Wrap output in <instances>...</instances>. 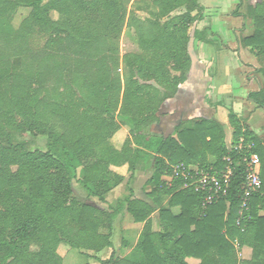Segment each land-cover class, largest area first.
I'll list each match as a JSON object with an SVG mask.
<instances>
[{"label": "trees", "instance_id": "obj_1", "mask_svg": "<svg viewBox=\"0 0 264 264\" xmlns=\"http://www.w3.org/2000/svg\"><path fill=\"white\" fill-rule=\"evenodd\" d=\"M252 1L237 0L235 14L253 22L242 45L258 58L261 82L248 98L264 110V0ZM19 8L29 13L14 28ZM203 11L199 0H0V264H63L61 244L98 264H264V146L229 113L234 145L240 137L252 142L260 162V189L240 214V156L227 149L219 123L192 118L200 98L186 93L197 71L188 43ZM124 28L140 52L124 55L121 68ZM205 36L195 29V55ZM124 126L128 135L116 148L112 138ZM210 156L217 169L225 157L236 164L226 198L204 210L192 188L164 186L173 166L209 169ZM122 166L126 176L111 170ZM139 169L150 171L146 199L129 188ZM118 186L129 194L109 205ZM123 211L144 224L135 247L143 263L114 250L96 257L112 248ZM242 247L252 250L248 262L238 260Z\"/></svg>", "mask_w": 264, "mask_h": 264}, {"label": "crops", "instance_id": "obj_2", "mask_svg": "<svg viewBox=\"0 0 264 264\" xmlns=\"http://www.w3.org/2000/svg\"><path fill=\"white\" fill-rule=\"evenodd\" d=\"M199 3L204 11L202 20L196 24V30H206L205 39L207 41L196 43L197 71L192 79L191 87L186 92L189 95L194 93L200 98L198 107H193V112L197 116L192 118L214 120L219 123L225 133V145L228 150H231L234 147L233 129L229 124L228 116L232 112L240 120L244 129L251 132L264 146V110L257 108L248 98L249 93L256 92L260 88L261 77L257 70L261 68V64L251 50L242 45V40L253 33V22L235 14L237 0H199ZM240 12L241 10H239ZM250 24H252V30H248ZM126 133V129L123 128L118 135L124 136ZM117 144L119 145L114 146L120 148L122 141ZM215 162L214 157H208L209 165L214 166ZM111 170L122 176L127 175L126 166L111 167ZM149 178L150 175L147 180ZM163 183L166 188L175 187L170 176L165 177ZM120 187H116L109 197L120 190ZM129 188L131 189V187ZM180 189L184 188L181 187L175 191H180ZM150 191V187L145 185V187H141L142 196H134L138 199H146L145 194ZM114 198L119 199L118 197ZM123 199L125 198L121 200ZM93 201L96 202V200ZM107 201L110 205L108 199ZM165 204L166 202H164ZM104 207L106 208L108 205ZM179 212V208L171 210L173 215H178ZM260 214L264 215L263 212ZM155 216L156 213L152 214L151 218L154 219ZM116 218L117 226L121 232L117 257L143 263V257L135 252V247L144 224L135 223L126 211L120 213ZM128 233L133 236L132 241L124 238L126 237L124 234ZM237 257L240 262H248L252 259V250L249 247H242L238 249ZM187 263L199 264V261L187 259Z\"/></svg>", "mask_w": 264, "mask_h": 264}, {"label": "built area", "instance_id": "obj_3", "mask_svg": "<svg viewBox=\"0 0 264 264\" xmlns=\"http://www.w3.org/2000/svg\"><path fill=\"white\" fill-rule=\"evenodd\" d=\"M254 144L248 142L244 137H240L233 151L240 156V164L244 165L245 177L241 187V212L247 211L249 202L254 193L261 186L259 179V157L253 154ZM224 166L217 169L211 166L209 169L199 167H185L182 164L172 167L170 180L182 182L183 188H192L202 198V208L205 210L208 206L227 197L231 182L235 173L236 164L231 157L223 159Z\"/></svg>", "mask_w": 264, "mask_h": 264}, {"label": "rangeland", "instance_id": "obj_4", "mask_svg": "<svg viewBox=\"0 0 264 264\" xmlns=\"http://www.w3.org/2000/svg\"><path fill=\"white\" fill-rule=\"evenodd\" d=\"M134 0H131V2ZM256 0H254L255 2ZM253 2V3H254ZM29 10L26 8H19L17 10V12L13 15L12 18V26L18 27L19 24L21 23V21L28 15ZM180 12L175 13L179 14ZM142 14V13H140ZM53 18H57L56 14H52ZM4 25L3 21H0V27ZM248 30H252V24H250V26L248 27ZM119 63L120 66L122 68V57L126 54H130V53H139V49L137 46V41H136V37L133 33V31L129 28H124L120 37V41H119ZM16 62L19 61V59L15 60ZM192 116H197V114L192 115ZM191 115H189V118L192 117ZM119 121H124V119H122L121 117H118ZM124 128L126 129L127 133L124 136L121 135H116L112 138V143L113 145H119L117 143H120L121 141L123 142V140L125 139V137L128 135V127L124 126ZM168 130L171 129L170 125L168 124L167 126ZM166 128V129H167ZM159 129L155 132V135L160 136V134H164V130H162V128L160 127ZM167 130V132H168ZM163 132V133H160ZM172 131H170L171 133ZM166 133V132H165ZM169 133V134H170ZM44 140L45 137H38V144L37 147L43 149L44 147ZM128 173V172H127ZM150 175V171H142L141 169H139L136 174H135V178L133 179V181L130 184L131 190L133 195H135L136 197H141L142 193H141V187H145V183L147 178ZM125 186H121L120 190H117L115 194H113L112 196H110L108 198L110 204H114V202L117 200L114 197H118L119 199L122 198H126L127 195L129 194V191L124 188ZM73 191L75 196H77L78 198H80L81 200H84L86 198V192L84 191L83 187L79 184H77L76 182H74V186H73ZM118 199V200H119ZM117 218L114 219V223H113V233L111 236V242H112V248L111 249H106L103 250L102 252H100L99 254L96 255V257L98 259H103L105 257H108L110 252L112 250H114L116 253H118L119 251V240L121 237V232L118 225V221ZM126 237H124L125 239H128L129 241L133 240V236L131 234H124ZM57 253L58 255L62 258L63 264H98L97 262H95L94 258L92 256L89 255H85V254H81L79 251L74 250L69 248L66 244H61L58 249H57ZM118 256V254H117Z\"/></svg>", "mask_w": 264, "mask_h": 264}, {"label": "water", "instance_id": "obj_5", "mask_svg": "<svg viewBox=\"0 0 264 264\" xmlns=\"http://www.w3.org/2000/svg\"><path fill=\"white\" fill-rule=\"evenodd\" d=\"M196 24L195 23L191 29V33H190V40L188 43V53L191 57V70L195 69L198 63V59L197 56L195 55V53L193 52V43H194V31L196 29Z\"/></svg>", "mask_w": 264, "mask_h": 264}, {"label": "flooded vegetation", "instance_id": "obj_6", "mask_svg": "<svg viewBox=\"0 0 264 264\" xmlns=\"http://www.w3.org/2000/svg\"><path fill=\"white\" fill-rule=\"evenodd\" d=\"M183 114H184V113H182L181 115H183ZM170 122L172 123V125L174 124V122H173V121H170ZM163 124H165V125H166L167 123H163Z\"/></svg>", "mask_w": 264, "mask_h": 264}]
</instances>
